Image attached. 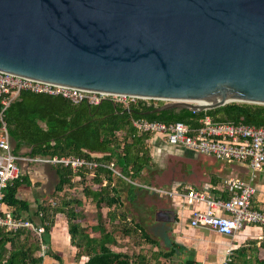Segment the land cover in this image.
Wrapping results in <instances>:
<instances>
[{
	"label": "water",
	"instance_id": "95a60500",
	"mask_svg": "<svg viewBox=\"0 0 264 264\" xmlns=\"http://www.w3.org/2000/svg\"><path fill=\"white\" fill-rule=\"evenodd\" d=\"M0 73L162 101L140 114L264 105V0H0Z\"/></svg>",
	"mask_w": 264,
	"mask_h": 264
},
{
	"label": "trees",
	"instance_id": "16d2710c",
	"mask_svg": "<svg viewBox=\"0 0 264 264\" xmlns=\"http://www.w3.org/2000/svg\"><path fill=\"white\" fill-rule=\"evenodd\" d=\"M152 107V104L146 105L142 101L130 104L128 109L108 100H102L95 105L85 102L72 104L59 95L29 91L18 93L2 113L12 143V153L31 158L77 156L94 160L100 165L92 170H72L61 164H49L56 179L50 195L52 198L58 197L59 201L57 205L53 200L37 204L35 214L43 228L39 237L28 228L6 231L0 227V264L39 263L41 255L47 249H41V245L46 246L45 233L51 223L50 215L56 213L63 214L66 219L69 241L76 248L75 257H85L81 264H150L147 253H126L110 247L115 243V235L118 234L128 238L137 237L141 242L152 246H156L157 241L138 221L127 217L114 184V178L117 177L103 165L114 166L133 182L141 180L152 164L150 148L147 145L150 135L136 133L131 126V120L144 118L193 124L195 117L202 113L183 108L138 113L146 112ZM204 113L218 121L253 126L264 124V105L225 103L207 109ZM21 148L27 151L19 153ZM21 184L27 186L29 181L18 176L12 179L3 190L2 202L10 208L13 207L11 211L15 217L36 224L30 218L25 219L17 213L19 207H26V203L16 197V190ZM75 185L81 186L83 197L91 201L98 210L96 222L88 228L81 225L82 219L73 207L79 201L67 193ZM130 187L133 188L134 185L131 184ZM102 206L105 207L104 217L99 212ZM88 231L94 235H90ZM165 242L167 247L159 249L155 255L167 259L177 254L180 247L171 240ZM39 252L42 254L37 255ZM231 256L227 264H264V238L259 241H246L232 250ZM178 264L197 263L190 256L182 258Z\"/></svg>",
	"mask_w": 264,
	"mask_h": 264
},
{
	"label": "built area",
	"instance_id": "2783aa9c",
	"mask_svg": "<svg viewBox=\"0 0 264 264\" xmlns=\"http://www.w3.org/2000/svg\"><path fill=\"white\" fill-rule=\"evenodd\" d=\"M20 91L59 95L72 104L85 102L88 105L98 104L108 100L125 109L136 101L146 105H157L162 101L153 98L134 97L125 95L86 92L49 84L41 81L0 73V227L6 231L28 228L39 237L42 235L41 225L15 217L10 209L2 202L5 186L17 177L19 161L43 162L47 164H61L72 170H92L100 164L94 160L77 156L31 158L11 151L10 139L7 134L6 123L2 119L5 107L17 97ZM202 110L193 124L181 121H158L136 118L131 120V126L136 133H147L158 136L161 141L170 146L211 155L217 159L245 162L251 170H261L264 167V124L253 126L230 121L212 119ZM195 112V111H192ZM112 174L126 183L135 184L120 170L110 164H104ZM222 188L228 193L224 199H208L202 193L188 189L185 193L188 202L201 201L204 209L192 211L188 220L191 227L208 228L222 235H231L244 224H254L263 227L264 213L250 207V199L254 188L237 178H223ZM214 209H220L222 214H215ZM45 246L41 245V249ZM42 252H40V255ZM229 261L227 256L224 264Z\"/></svg>",
	"mask_w": 264,
	"mask_h": 264
},
{
	"label": "crops",
	"instance_id": "0c3cea01",
	"mask_svg": "<svg viewBox=\"0 0 264 264\" xmlns=\"http://www.w3.org/2000/svg\"><path fill=\"white\" fill-rule=\"evenodd\" d=\"M151 140H160L157 136L149 137L147 145L152 150ZM12 145L10 141V146ZM177 148V147H176ZM186 150V149H183ZM27 150L21 148L19 153H25ZM187 151V150H186ZM194 151L188 150L186 156H191ZM198 153V152H197ZM202 154V153H199ZM207 155V154H205ZM211 156V155H208ZM214 160L229 164L225 167L218 165L206 178H199L197 181L179 180L169 188H158L136 181L134 186L138 189H149L154 193L155 203H141L138 209L139 213H134L137 218L145 220L148 224L157 223L164 230L166 241H172L180 249L177 253L182 257H190L197 264H224L227 256L229 259L232 250L246 241H259L264 238L263 227L254 224H244L231 235H222L208 228L191 227L188 220L192 211L203 210L204 204L201 201L188 202L185 193L188 189L194 192L202 193L208 199H224L228 193L222 188L221 180L223 178H237L254 188V193L250 199V207L264 213V167L261 170H251L245 162L221 160L211 156ZM235 163L237 166L230 164ZM43 162H18V177H25L29 185L21 184L16 190V197L26 203L25 209L19 207L17 212L23 218L37 220L35 211L37 204L41 202V194L44 192V184L47 182L54 170L51 165ZM50 168L51 170H49ZM223 170H227L223 172ZM223 172V173H222ZM114 184H121L124 188V194L127 199L131 197L129 203L134 204L136 190L130 185L118 178H114ZM118 187V186H117ZM143 194V193H141ZM135 196V197H133ZM139 204V203H138ZM137 205V204H135ZM10 209H13L10 208ZM16 211V209H14ZM215 214H222L220 209H214ZM15 214V213H14ZM51 223L49 230L45 233L46 252L41 255V260L37 264H81L85 257H75L76 248L71 245L67 232L66 219L63 214L56 213L50 215ZM141 225L142 223L139 222ZM39 224V223H38ZM170 229L171 238L166 235V230ZM40 255V252L37 254ZM249 256V254L247 255Z\"/></svg>",
	"mask_w": 264,
	"mask_h": 264
},
{
	"label": "rangeland",
	"instance_id": "374dc122",
	"mask_svg": "<svg viewBox=\"0 0 264 264\" xmlns=\"http://www.w3.org/2000/svg\"><path fill=\"white\" fill-rule=\"evenodd\" d=\"M151 143H152V150H151L152 164L147 169V171H145L144 175L139 181L140 182L142 181L145 184H150L151 186L154 187L169 188L179 180L192 179L194 181H197V179L199 178H204V177L206 178L207 176H209V174H211V172H213L214 169L218 168L219 164L225 167L229 166V164L219 161H215L212 163L214 159L211 156L205 154H199L197 152H194L193 154H191V156L190 155L186 156V153H188L187 149L186 151L183 150L182 147L167 145L161 140H156V141L151 140ZM230 165H232L233 167L237 166V164L235 163H232ZM48 169L51 170L50 168ZM226 171L223 170V172ZM55 180H56L55 175L51 173L47 182L43 185L44 192L41 194L42 197L41 202L42 201L49 202L50 200H53L57 205L59 198L58 197L52 198L50 195ZM116 185L118 186L116 187L119 191L120 198L123 202V209L127 217L133 219L134 221L141 222L142 227L150 234V236L156 239L157 245L156 246L148 245L141 242L137 237L128 238L127 236L118 234L115 235V243L110 246L111 249L115 251H124L126 253H137L139 251H142L143 253H147L150 264H178L180 260H182V257L178 253L167 259L162 258L161 256H156L157 255L156 252L159 249L163 250L167 247L165 239L162 238L164 237V230L160 227V225L157 223L151 225L148 224V222L145 220L140 221V219L137 218V216L134 214L135 212L140 214V211L138 209L133 210L134 207L137 208L138 206H140V202L143 204L156 202V200L154 199L155 198L154 193L149 189H144V188L138 189L137 186H134L133 188L136 190L135 194H136V198L138 197V200L135 199V203L131 204L129 203L130 200H133V198L131 197L130 199H127V203H126L124 188L120 186L121 184L120 185L116 184ZM67 193H69L68 195L70 197H74L79 201V203L75 204L73 207L75 208L76 211H78L82 219V221L80 222L81 225L83 226L86 225V227L88 228L89 225L94 224L97 220L96 214L98 213L97 212L98 210H96L95 206L91 201L83 197L81 186L75 185L73 188L67 190ZM99 212L101 216L104 217L105 207L102 206L99 209ZM33 222L38 224L37 220ZM88 232L90 233V235L92 234L94 235V233L90 231ZM166 235L169 237V239L171 238V233L169 228L166 230ZM261 255L262 254L260 252L259 256Z\"/></svg>",
	"mask_w": 264,
	"mask_h": 264
},
{
	"label": "flooded vegetation",
	"instance_id": "af4514ba",
	"mask_svg": "<svg viewBox=\"0 0 264 264\" xmlns=\"http://www.w3.org/2000/svg\"><path fill=\"white\" fill-rule=\"evenodd\" d=\"M128 109V108H127ZM143 111H138V113H142Z\"/></svg>",
	"mask_w": 264,
	"mask_h": 264
}]
</instances>
